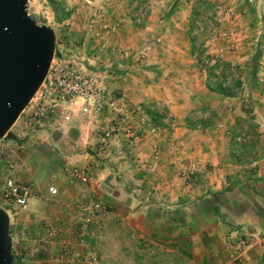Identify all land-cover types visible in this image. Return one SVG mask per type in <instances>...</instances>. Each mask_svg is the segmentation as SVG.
<instances>
[{
  "label": "rangeland",
  "instance_id": "374dc122",
  "mask_svg": "<svg viewBox=\"0 0 264 264\" xmlns=\"http://www.w3.org/2000/svg\"><path fill=\"white\" fill-rule=\"evenodd\" d=\"M27 11L38 25L53 29L58 45L56 58L74 62L96 78L100 85L110 87L114 94L123 95L131 111L153 108L163 117L158 124L151 120L147 122L158 133L145 134L137 143L130 144L129 138L119 133L112 150L104 158L97 154L95 144H91L89 152L95 153L93 160L97 163V166L93 164L94 178L97 172L100 173V162L108 164L118 156L113 148L120 136L133 147L150 140L149 159L152 160L153 150L158 151L160 158L161 145L165 141L171 142L168 133L172 132L173 120L178 119L177 116L185 119L187 130L195 131L214 128L215 124L227 119V113L233 115L231 109L235 110L234 114L239 118L242 115L246 123L241 124L236 134L230 130L229 145L234 150L252 145L254 135L250 126L254 123L248 124L247 119L255 111L254 95L261 91L245 85L251 84L253 79L261 84L263 78L259 67L260 55L264 52V0H28ZM194 12L197 17L192 25V35L200 41L206 55L228 61L242 73L244 86L232 98L210 92L205 86L206 72L200 69L191 53L189 28ZM204 61L208 59L204 58ZM127 89L134 90L136 95L147 91L155 102L134 105ZM79 109L80 104H72L73 123L60 131L21 129L22 113L8 132L15 138L0 140V208L11 221L9 235L13 240V263L18 258L16 253L23 247L32 249L35 244L52 248L54 244L47 243L45 234L63 223V236L71 234L74 241L67 238L71 243H76L82 236L86 247L89 245L97 251L96 242L104 240L103 253L110 261L108 264H194L192 251L150 250L141 240L132 236L128 238L126 234H118L117 239L125 248L115 249L113 236L109 233L122 223L100 199L92 202L105 207V212L98 215L100 225L97 227L82 230L78 215L76 218L67 216L69 223L60 217L62 214L57 212L55 201L58 194L50 196L47 190L51 186L56 188L65 180L69 184L65 169L72 164H68L66 158L71 147L84 145L79 137L81 126L88 125L91 133L101 131L110 117L108 112L86 117L79 113ZM186 109L193 111L190 118L191 113H180ZM139 120L140 116L134 113L132 123L136 130L142 131ZM241 133L245 134L246 140L237 143L236 138ZM88 145L86 143V149ZM7 177L32 188L33 197L26 207L16 208L3 201L1 193ZM87 189H90V195L94 194L90 187ZM85 231L89 232V240ZM105 231L108 233L101 237ZM228 236L217 253V261L207 260L203 264H226L223 246ZM89 251L94 254L92 249ZM260 251L258 249L256 253ZM94 255L98 257L97 253Z\"/></svg>",
  "mask_w": 264,
  "mask_h": 264
},
{
  "label": "crops",
  "instance_id": "0c3cea01",
  "mask_svg": "<svg viewBox=\"0 0 264 264\" xmlns=\"http://www.w3.org/2000/svg\"><path fill=\"white\" fill-rule=\"evenodd\" d=\"M260 57L261 84L253 79L251 84L245 85L261 91L254 95L255 111L249 114L251 119H247L248 124L254 123L250 126L254 135L250 147L234 150L229 145L230 130L236 134L241 124L246 123L244 117H237L232 109L233 115L227 113V119L215 124L214 128L195 131L185 128V119L183 121L181 116L174 118L172 132L168 133L171 145L168 141L161 145L154 173H148L152 163L149 159L150 140L133 147L119 135V141L113 148L118 156L108 164L100 162V173L97 172L90 184L69 185L65 180L56 186L58 195L55 201L57 212L62 214L60 217L69 223L67 216L73 204L102 200L122 223L109 233L113 236L115 249L125 248L117 239L118 234H126L128 238L132 236L141 240L150 250L163 249L168 253L181 249L192 251L194 264L211 262L212 259L217 261V253L230 232V235L244 231L264 235V52ZM133 91L128 90L127 95L134 105L155 102L147 91L138 95ZM186 110L180 113H191L190 118L193 111ZM89 131L88 125L81 126L78 135L84 145L69 149L68 164L97 166L93 160L95 153L89 152V146L96 143L97 135L95 131ZM86 143L89 144L87 149ZM236 154L240 157L236 158ZM191 167L197 169V176L183 177L182 173ZM87 187L91 188L93 195ZM86 231L87 236L89 232ZM106 233L108 231L100 236ZM64 236L71 239L72 235ZM104 242H96L97 251L87 246L98 255L96 264L110 263L103 253ZM76 247L83 252L82 246ZM31 248L37 252L35 258L26 260L24 264H69L68 260L60 258L57 243L48 249L35 244ZM261 264H264L262 260Z\"/></svg>",
  "mask_w": 264,
  "mask_h": 264
},
{
  "label": "built area",
  "instance_id": "2783aa9c",
  "mask_svg": "<svg viewBox=\"0 0 264 264\" xmlns=\"http://www.w3.org/2000/svg\"><path fill=\"white\" fill-rule=\"evenodd\" d=\"M57 46L56 42V49ZM73 103L80 104L79 113L86 117L92 113H109L110 117L106 120V127L101 131H96L95 150L103 158L112 150L114 139L119 133L128 137L130 144L139 142L145 134L158 133L154 126L152 128V125L147 123L150 121L147 109L139 108L138 111H131L123 95L114 94L110 87L100 85L96 78L82 71L74 62H64L60 58H56L55 54L45 81L22 112L24 117L21 129L60 131L69 127L73 123L71 110ZM134 113L140 116L142 131L136 130L132 123ZM245 140L244 133L239 134L236 138L237 143L245 142ZM158 154V151H152L149 172L156 170ZM94 169L93 164L68 166L65 169L68 183L71 185L90 184L94 179ZM197 173V169L191 167L188 171L183 172L182 176L190 178L197 176ZM47 191L50 196L58 194V190L53 186L49 187ZM1 194L7 205L16 208L26 207L33 197L32 188L28 184L11 177L4 180ZM104 212L105 207L99 203L81 204L78 202L72 206L68 216L76 218L75 215H78L81 228L85 230L88 227L99 226L98 215ZM9 229H11V221ZM63 233L64 227L61 223L57 228L52 227L47 230L45 234V240L49 245L56 243L59 245L61 259L68 260L69 264L82 262L95 264L98 262L97 256L87 249L82 236L78 237L76 243H71L67 238H64ZM77 245L83 247V252L77 250ZM263 245L264 235L261 234L244 231L228 236L223 246L226 264H257L261 260L264 262ZM258 249H261L260 253H256ZM16 254L18 258L13 264H24L26 260L35 258L36 252L23 247Z\"/></svg>",
  "mask_w": 264,
  "mask_h": 264
},
{
  "label": "water",
  "instance_id": "95a60500",
  "mask_svg": "<svg viewBox=\"0 0 264 264\" xmlns=\"http://www.w3.org/2000/svg\"><path fill=\"white\" fill-rule=\"evenodd\" d=\"M28 0H0V140L45 81L55 54L53 29L28 14ZM10 219L0 208V264H13Z\"/></svg>",
  "mask_w": 264,
  "mask_h": 264
},
{
  "label": "trees",
  "instance_id": "16d2710c",
  "mask_svg": "<svg viewBox=\"0 0 264 264\" xmlns=\"http://www.w3.org/2000/svg\"><path fill=\"white\" fill-rule=\"evenodd\" d=\"M196 17L197 13L194 12L189 28L191 53L197 59L200 69L206 72V88L215 94H219L226 98H232L242 89V73L240 69L232 65V63L219 58L213 59L209 55H206L200 41L192 35V25ZM204 58H207L208 61H204ZM249 75L251 77L254 75V67L252 73ZM147 115L153 124L160 123L163 118L160 112L153 108L147 110Z\"/></svg>",
  "mask_w": 264,
  "mask_h": 264
}]
</instances>
